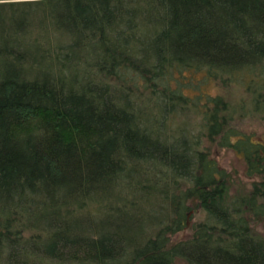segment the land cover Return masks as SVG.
<instances>
[{"label":"trees","instance_id":"16d2710c","mask_svg":"<svg viewBox=\"0 0 264 264\" xmlns=\"http://www.w3.org/2000/svg\"><path fill=\"white\" fill-rule=\"evenodd\" d=\"M184 69L249 97L204 93L189 132ZM247 110L264 113V0H0V264H264V136L231 125ZM203 136L242 155L248 194Z\"/></svg>","mask_w":264,"mask_h":264},{"label":"rangeland","instance_id":"374dc122","mask_svg":"<svg viewBox=\"0 0 264 264\" xmlns=\"http://www.w3.org/2000/svg\"><path fill=\"white\" fill-rule=\"evenodd\" d=\"M37 33V29L33 27L27 38L31 39ZM42 47H44V44L40 46V48ZM24 69L29 77L35 76L34 74L29 73L30 71L37 72V69L29 70L26 64ZM172 75L173 76L170 78L171 86L173 88L180 89V92L188 99L187 104L183 103L182 107L177 108L180 110V113L178 112L177 117L173 118V124L186 125L189 132L201 133L203 129L201 127V117L197 110H194L193 103L202 101V95L204 93L211 95L222 94L236 105H239L238 103L243 102L244 99V101H246L249 97V93L245 90L246 79L236 78L233 79L234 81L232 80L233 83L231 84V81L228 79L224 81L222 78H209L206 71L203 69H184L182 73L176 72V74L173 73ZM102 79L113 86L123 87L124 89L135 93L134 96H130L135 102H143L145 100L144 98H149V94L152 95L151 84H147L143 80L141 81L140 76H138V80L117 76H110ZM155 85L154 92L158 93L160 87L157 84ZM184 105L187 106L185 107ZM152 107H154V105ZM152 107L151 109L153 110ZM153 112L158 115L159 111L157 108H154ZM231 125L235 126V128L242 133L253 135V138L255 139L263 138L264 113L256 112L255 110L243 111L241 114L236 115L235 119L231 122ZM202 139L203 144L208 147L212 156L218 162L220 168L225 170V180L228 183L229 193L231 195L241 196L248 194L253 188L254 182L257 181L259 177L250 173L242 155L232 148L221 147L216 142H210L206 136H203ZM203 217V212L199 207L196 209V213L192 221H200ZM251 225L257 233L264 234V219H251ZM190 232V227L184 229L177 233L176 236L174 235V239L186 238ZM26 233L30 234L32 233V230H27Z\"/></svg>","mask_w":264,"mask_h":264}]
</instances>
